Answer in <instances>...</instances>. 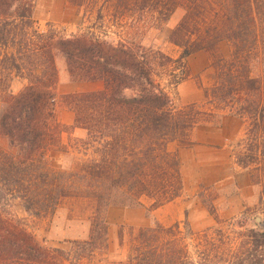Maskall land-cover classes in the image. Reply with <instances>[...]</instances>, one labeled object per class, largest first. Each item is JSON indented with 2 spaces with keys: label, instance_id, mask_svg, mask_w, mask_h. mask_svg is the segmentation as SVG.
<instances>
[{
  "label": "trees",
  "instance_id": "trees-1",
  "mask_svg": "<svg viewBox=\"0 0 264 264\" xmlns=\"http://www.w3.org/2000/svg\"><path fill=\"white\" fill-rule=\"evenodd\" d=\"M67 1L77 7L103 1L118 17L153 10L164 22L181 8L184 16L168 39L180 55L90 32L67 37L52 25L41 31L34 0H0V140L6 143L0 150V264H93L94 255L107 249L110 207L144 208L147 199L156 210L181 197L184 181L171 144L190 147L196 128L225 116L249 121V153L264 131V73L259 78L251 69L263 52L264 0ZM222 41L233 54L215 64L216 82L203 91L204 103L177 107L172 92L188 78L187 59ZM58 57L71 82L100 83L101 89L58 95ZM14 79L24 83L17 94L10 91ZM60 107L74 113V126L58 123ZM71 129L86 137L64 144ZM71 151L84 158L77 170L52 167L51 154ZM247 156H234L245 170L254 160ZM69 198L89 200L95 210L90 238L68 251L42 245L27 219L13 211L50 218ZM150 218L133 235L127 259L113 264H264L258 224L247 229L229 222L226 229L219 224L194 233L187 223L182 231L180 224L165 227Z\"/></svg>",
  "mask_w": 264,
  "mask_h": 264
},
{
  "label": "rangeland",
  "instance_id": "rangeland-1",
  "mask_svg": "<svg viewBox=\"0 0 264 264\" xmlns=\"http://www.w3.org/2000/svg\"><path fill=\"white\" fill-rule=\"evenodd\" d=\"M105 4L103 1H95L83 7H77L67 0H34L33 17L41 31H45L48 25H52L61 35L67 37L90 32L111 42L124 41L144 48L160 50L172 58L179 57L180 50L171 45L168 39L184 16L181 8L175 10L168 21L164 22L153 10H136L133 13H124L123 16H113V8L111 5L104 6ZM99 9L102 10L101 19L98 16ZM259 31L264 41V27H261ZM262 53L258 63L251 64L253 75L259 78L264 73V44ZM232 54V45L222 41L212 49L190 56L186 61L188 78L172 92L176 106L202 105L203 91L211 88L216 82L215 64L221 59L230 60ZM57 68L59 83L70 80L65 61L61 57L57 58ZM23 87L24 83L21 80L14 79L10 84V91L17 94ZM58 95L61 96V94ZM61 108L65 107H60L58 110ZM241 123L243 125L241 138L227 143L226 149L232 157L235 155L253 157L251 166L246 170L255 191H241L240 186H243L244 182H238L236 176L232 174V177L228 179L229 185L222 190L216 187L206 189L192 181H184L181 197L156 210H152L151 202L147 199L142 200L144 208L110 207L106 212L109 227L107 249L94 255L93 264L124 262L127 259L133 235L138 229L150 223V217L165 227L180 224L182 231L187 223L194 233L204 232L219 224L226 229V223L229 222L243 224L247 229H256V218L264 222V156L259 153L261 150L264 151V131L253 138L251 147L253 152L249 153L248 146L252 143L246 138L250 127L249 121H241ZM74 130L71 129L68 134L63 135L64 144H68V138L86 137L85 131L82 137H78L74 135ZM198 133L195 135L196 139ZM258 141L261 144L259 147ZM5 147L6 143L0 140V150ZM190 147L174 143L169 146V151L176 154L178 150ZM83 159L73 151L67 156L51 154L50 164L56 169L71 172L77 170ZM232 164H234L233 161ZM114 209H120L121 212L117 214ZM94 210L93 203L82 198L64 200L54 216L40 220L28 218L19 207L13 209L18 217L27 219L28 230L42 245L65 251L70 250L73 242H84L90 238ZM122 211L130 212L125 214ZM188 243L193 246L195 242L190 240Z\"/></svg>",
  "mask_w": 264,
  "mask_h": 264
},
{
  "label": "crops",
  "instance_id": "crops-1",
  "mask_svg": "<svg viewBox=\"0 0 264 264\" xmlns=\"http://www.w3.org/2000/svg\"><path fill=\"white\" fill-rule=\"evenodd\" d=\"M101 87L100 83H73L70 80H63L58 84L57 92L61 95L79 94L97 91ZM74 118V113L68 109L61 108L57 112V121L61 126H74ZM242 131L241 120L232 116L222 117L217 125L196 128L190 137L191 143L194 145L187 149H180L177 153L183 181H192L206 189L216 187L222 190L227 188L228 179L233 174L238 182H244V185L240 186L241 191H255L248 171L239 167L235 157H232L226 149L227 143L241 138ZM83 132V130L75 129L74 135L82 137ZM196 133H198L197 139ZM221 134L223 137H220ZM114 210L117 214L121 212L120 209ZM122 212L127 214L130 211Z\"/></svg>",
  "mask_w": 264,
  "mask_h": 264
},
{
  "label": "water",
  "instance_id": "water-1",
  "mask_svg": "<svg viewBox=\"0 0 264 264\" xmlns=\"http://www.w3.org/2000/svg\"><path fill=\"white\" fill-rule=\"evenodd\" d=\"M255 221L260 226V228L264 229V222H262L260 218H256Z\"/></svg>",
  "mask_w": 264,
  "mask_h": 264
}]
</instances>
